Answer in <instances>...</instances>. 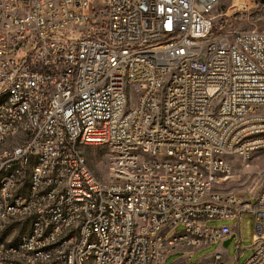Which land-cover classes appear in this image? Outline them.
<instances>
[{"label":"built area","instance_id":"2783aa9c","mask_svg":"<svg viewBox=\"0 0 264 264\" xmlns=\"http://www.w3.org/2000/svg\"><path fill=\"white\" fill-rule=\"evenodd\" d=\"M220 7L0 0V264H163L245 212L243 264H264V170L230 187L233 161L264 151V30H222Z\"/></svg>","mask_w":264,"mask_h":264},{"label":"rangeland","instance_id":"374dc122","mask_svg":"<svg viewBox=\"0 0 264 264\" xmlns=\"http://www.w3.org/2000/svg\"><path fill=\"white\" fill-rule=\"evenodd\" d=\"M235 0H220L221 11L229 12V16L219 20L217 27L222 26V30L229 26L237 29H257L264 30V0H244L245 8L235 9L232 3ZM83 154L93 169L97 177L101 180L107 178V159L105 150L99 146H87L84 148ZM248 168L244 167L243 162L239 159L234 160L232 171L235 175L231 182V188L236 195L243 196L246 191L254 185L258 174L264 170V151L254 153L248 160ZM208 225L214 227H227L229 225L236 226L237 233L226 246V255L228 258L235 259V264H243L244 261L254 251L253 247V216L251 213L245 212L241 216V220L236 219H212L208 221ZM181 224L175 227L176 231H181ZM238 242V248L235 244ZM219 242L208 246L201 250L194 257L186 260L187 264H194L205 254L213 251ZM183 252H175L170 254L163 264H172L183 257Z\"/></svg>","mask_w":264,"mask_h":264},{"label":"crops","instance_id":"0c3cea01","mask_svg":"<svg viewBox=\"0 0 264 264\" xmlns=\"http://www.w3.org/2000/svg\"><path fill=\"white\" fill-rule=\"evenodd\" d=\"M230 230H231V233H232V237L231 238H227L226 240H231L237 233V230H236V226H233V225H229L227 226ZM219 242L218 246L216 248H213V251L212 252H209L208 254H205V255H202L196 263L194 264H210L213 260V257L214 255L217 253V252H220L221 253V256L223 258V260H230L231 258H228L227 255H226V246H225V242ZM230 242V241H229ZM215 243V242H214ZM214 243H211L210 245L214 244ZM208 245V246H210ZM207 246V247H208ZM207 247H204V248H207ZM204 248L200 249L199 251L195 252L192 257H194L196 254H198L201 250H203ZM191 257V258H192ZM190 257H187L186 254L183 255V257L178 260V261H175L173 263H184V264H187L186 263V260L189 259Z\"/></svg>","mask_w":264,"mask_h":264},{"label":"water","instance_id":"95a60500","mask_svg":"<svg viewBox=\"0 0 264 264\" xmlns=\"http://www.w3.org/2000/svg\"><path fill=\"white\" fill-rule=\"evenodd\" d=\"M229 241H230V240H226V242H225V246H227V245L229 244Z\"/></svg>","mask_w":264,"mask_h":264},{"label":"bare ground","instance_id":"6f19581e","mask_svg":"<svg viewBox=\"0 0 264 264\" xmlns=\"http://www.w3.org/2000/svg\"><path fill=\"white\" fill-rule=\"evenodd\" d=\"M236 1H238V0H235L234 2H236Z\"/></svg>","mask_w":264,"mask_h":264}]
</instances>
